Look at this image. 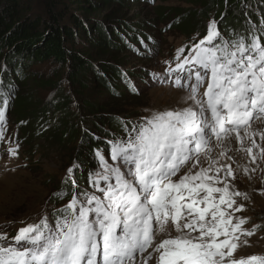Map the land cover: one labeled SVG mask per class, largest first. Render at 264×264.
<instances>
[{"label":"snow or ice","instance_id":"6c2138e0","mask_svg":"<svg viewBox=\"0 0 264 264\" xmlns=\"http://www.w3.org/2000/svg\"><path fill=\"white\" fill-rule=\"evenodd\" d=\"M190 53L182 60L178 54L175 68L159 76L163 84L177 73L174 86L187 93L183 106L126 126V137L110 142L115 166L97 151L101 170L88 175L101 195H73L53 223L45 216L19 229L14 244L0 237V264H264L255 255L232 259L246 223L242 217L233 223L245 208L236 198L249 196L235 188L232 164L222 162L233 159L234 142L253 164L264 162V144L253 138L264 141V131L251 129L264 117V46L251 31L248 43L243 36L225 39L213 20ZM4 95L12 96L10 88ZM2 103L0 129L8 99ZM67 172L75 188L73 168ZM161 233L168 238L157 242Z\"/></svg>","mask_w":264,"mask_h":264},{"label":"trees","instance_id":"16d2710c","mask_svg":"<svg viewBox=\"0 0 264 264\" xmlns=\"http://www.w3.org/2000/svg\"><path fill=\"white\" fill-rule=\"evenodd\" d=\"M157 1L167 0H0V84L4 86L0 88V107L8 99L0 132H11L8 119L12 114V125L18 131L12 134L13 148L19 149L18 138L29 161L38 157L40 162L46 156L42 141L59 148L68 167L63 175L54 176L58 189L50 201L65 202L63 208L73 195L79 199L81 191L95 192L88 174L100 167L97 151L107 162L117 163L110 157V142L126 137V126L137 124L139 115L133 112L144 107L134 76L127 71L128 57L121 53L136 51L133 45L139 44L152 51L155 39L149 33L168 25L183 37L177 51L173 46L163 53H174L172 65L166 68H175L178 54L181 60L189 56L192 46L206 37L213 20L225 39L243 36L248 43L251 31L264 46V32L257 31L264 27V0H175L179 6L150 9L133 26L119 10H107L113 3L152 7ZM72 5L78 9L73 10ZM103 11V17L96 18ZM9 88L11 97L4 95ZM69 168H73L75 188L68 179ZM59 215L58 210L53 212L50 222Z\"/></svg>","mask_w":264,"mask_h":264},{"label":"rangeland","instance_id":"374dc122","mask_svg":"<svg viewBox=\"0 0 264 264\" xmlns=\"http://www.w3.org/2000/svg\"><path fill=\"white\" fill-rule=\"evenodd\" d=\"M142 4L137 5L135 2H128L127 7H119V5L113 3L107 10H119L124 19L133 26V23L139 24L145 19L144 15H147L150 9L154 11L157 7L179 6V3L175 0L157 1L155 4L152 3L154 4L151 5L152 7L147 6L145 3ZM40 8L41 5L36 7L37 12L41 13ZM72 8L73 10L78 9L76 5H72ZM105 11L101 15H97L96 18H102ZM167 26H159L149 33L155 39V42L151 45L152 51L139 44L138 46L133 45V48L137 49L136 51L129 49L126 53H121L122 56L128 57L127 71L131 76H134L133 80L137 85V93L143 96L144 107L133 112L139 115L136 118L137 124L142 122V118L151 117L154 113L179 109L183 106V98L187 95L184 89L174 86V79L177 75L175 72L172 73L171 78H168L167 83L161 84L159 82V73L161 74L162 70L165 73V68L172 65L170 63L175 58L174 53H167L164 56L163 53L168 52L173 46L172 50L175 52L178 50L175 47H180L183 44V37L176 31H170ZM79 36L81 37V35ZM81 43L84 44V40H81ZM51 67L54 69L55 66L51 65ZM153 74L157 75L154 77ZM89 86L91 87V84ZM91 88V92H94L93 87ZM203 91L202 88L201 92ZM91 94L92 97H95L94 93ZM86 96L90 97V95ZM180 96H182V100L179 99ZM9 121L11 132L2 133L0 136V232L5 231L7 233L16 229L14 223L18 221H24L21 225L27 227L30 224L39 223L40 219L46 215L49 216V222L52 220L53 212L63 208V204H65V202L55 204L50 201L51 195L58 189L55 186L54 176L63 175L61 173L68 167L65 166V156H63V153L60 154L59 148L54 145L46 146L44 141H42V144L47 148V152L45 157L40 158V162L38 157L35 162L26 158L25 146L23 148L18 138L16 143L19 145L17 147L19 149L16 151V155L13 156L10 150L14 149L15 138L12 134H16L18 131L17 125H12V114L9 116ZM259 122L264 123V117L251 122V129L258 128ZM258 151L254 148L253 155H258ZM214 152H218V149H215ZM228 155L232 156L233 159H225L222 162L232 164L236 175V180L233 182L235 188L241 192H246L249 196L248 200H243L242 197L236 198L237 203H243L245 208L242 212L234 214L235 222H238L237 218L242 217L246 218V223L241 226L240 232L236 233L238 238L234 239L233 242L237 244V247L233 251L232 259L241 260L255 254L264 258V162L257 160L256 164H253L250 156L239 157L238 154H232L231 152ZM108 164L116 165V163L110 161H108ZM257 165H260V167H257ZM245 168L248 169L247 172L244 171ZM253 168L257 170L253 172ZM99 170H101L100 167L97 171ZM103 186L104 182L101 181V187ZM94 190L95 192L91 194L101 195L95 188ZM253 229H255L254 232ZM245 231L253 232V234H243ZM168 235V233H161L157 242H159L160 237L168 238ZM171 235L175 236L176 233L171 231ZM219 239L222 240L224 237H219ZM4 244L7 246L14 244V242L5 241ZM149 252H151V249H149ZM144 255L147 256L148 253ZM148 264H153V261H149Z\"/></svg>","mask_w":264,"mask_h":264},{"label":"bare ground","instance_id":"6f19581e","mask_svg":"<svg viewBox=\"0 0 264 264\" xmlns=\"http://www.w3.org/2000/svg\"><path fill=\"white\" fill-rule=\"evenodd\" d=\"M179 99L182 100V96H180ZM257 126H259V127H258V128L256 127L255 130H253V131H256L257 133H259V132H261V131H264V123H263V122H262V123L259 122ZM253 138L257 141L258 144H259V143L264 144V141H260V139H259V135L255 136V137H253ZM245 144H246V145L248 144V141H247V140H245ZM231 147H232V151H230V152H231L232 154H233V153H234V154H238L239 157H243V156H245L244 154H240V153H237V152H236V149L240 147L239 142H234L233 145H232ZM218 151H219V149H218ZM256 154H257V153H256Z\"/></svg>","mask_w":264,"mask_h":264}]
</instances>
